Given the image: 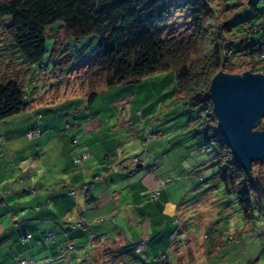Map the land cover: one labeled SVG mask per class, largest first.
Here are the masks:
<instances>
[{
    "label": "rangeland",
    "instance_id": "obj_1",
    "mask_svg": "<svg viewBox=\"0 0 264 264\" xmlns=\"http://www.w3.org/2000/svg\"><path fill=\"white\" fill-rule=\"evenodd\" d=\"M3 1L8 0H0ZM171 1L181 3L184 0ZM253 1L258 11H253L248 5L239 9L237 7L239 20H248L251 25L255 20H263L264 26V0ZM180 16V13L173 14L175 19ZM174 22L182 23L180 19L172 20V25ZM60 26L54 24L50 27L53 30L48 32L50 37L46 40L47 48L49 51L55 49V52L44 76H35L38 67L25 68L20 52L9 39L5 40L3 33L0 34V81L16 79L30 102L26 111L0 122V171L12 176L11 182L18 183L25 178V175L17 177L20 173L18 169L24 166L27 168L32 161L34 169L41 168L47 159L44 157V162L42 159L35 161L41 152L39 141L30 144L31 148L25 142L14 140L16 135L22 132L26 138L27 131L37 129L38 125V130H43V134L67 135L69 140L73 133L69 127L86 119L87 122L81 128L84 131L100 128L110 134L114 133L123 146L120 145L115 151L116 156L126 152L124 158L133 160L135 156H148L151 151L164 153L165 166L170 170L167 180L171 181L164 185L161 197L156 201H148L146 212H141L145 218H152L149 230L144 225L137 226L131 217L130 221L120 225L119 213H115L111 219L107 215H96L102 217L103 222L89 231V235L99 236L98 232L106 230L104 236L108 244H112L99 248L96 255H101L108 247H123L125 244L118 242L119 234L124 236L127 233L126 240L134 244L130 250L138 258L144 259L146 264H264V198L258 204L253 201L254 218L249 220L240 212L236 197L224 193L216 176L217 169L213 166L215 162L212 151L207 152L201 148L204 145V126L194 121L200 108H192L180 102L175 94L174 72H158L143 78L136 85H120L101 91L93 104L94 111H100L97 113L100 119L91 118L85 102L88 88L84 89L81 81L82 63L87 56L98 51V38L86 37L75 42L67 37ZM175 30L185 33V26ZM250 41L264 43V30L252 34ZM65 59L68 62L63 72L69 75L60 77V74L52 71V64ZM41 136L40 131V135L33 141L39 140ZM37 150L39 152L36 153ZM31 153L35 155L31 156ZM252 169V174L259 178L263 188L261 195L264 196V162H256ZM39 175L42 178V174ZM32 197L30 193L28 199ZM118 202L124 208V204H132L133 199L127 197ZM168 203L176 207L173 216L160 210ZM115 205L108 207L114 209ZM23 206L24 203H21L12 208ZM126 211L134 213L133 209ZM26 213H20L16 219L11 216L12 213L0 219L3 225L0 233V264H19L20 261L14 262L9 256L14 251L13 255L30 252L24 260L27 264H70V254L76 249L79 251V248L68 250L69 238H73L75 231L70 230L68 237L62 233L61 226L56 229L53 227V230L41 228L43 222L29 220ZM56 222L62 221L56 220L53 224ZM17 227L19 230L16 231ZM145 230L152 234L147 241L141 235ZM9 235L12 236L11 243L7 241ZM27 235L31 236V240L22 243L20 237ZM82 240L86 238H78V244L83 245ZM87 243L88 239L85 246ZM140 243L143 244L137 245ZM9 247L13 252H10ZM90 250L84 247L78 252V264H91L86 260L91 257ZM161 255L167 257L162 263L159 262ZM98 259L102 263L101 258ZM105 263L122 264L119 259H106Z\"/></svg>",
    "mask_w": 264,
    "mask_h": 264
},
{
    "label": "trees",
    "instance_id": "obj_2",
    "mask_svg": "<svg viewBox=\"0 0 264 264\" xmlns=\"http://www.w3.org/2000/svg\"><path fill=\"white\" fill-rule=\"evenodd\" d=\"M246 5L258 11L253 0H8L0 2V34L20 52L25 68L38 67L35 76L46 75L52 63L55 49L49 51L46 44L52 25L60 24L59 28L75 42L97 37L98 51L82 61L81 81L83 88H88V110L101 91L136 85L152 74L173 71L180 102L200 108L194 121L204 126L201 148L212 151L213 166L224 193L236 197L240 212L250 220L254 218L253 203L258 204L264 196L234 160L208 99L211 81L220 71L264 75V43L250 41L252 34L263 32V20H255L253 25L239 20L237 7ZM174 13L184 17L175 19ZM178 19L182 23L172 25L171 21ZM179 26H185V33L175 30ZM62 60L52 64V71L60 77L69 75L63 72L68 60ZM29 106L20 82L0 81V122ZM105 245L112 246L100 244L91 252V264H108L106 259L146 264L130 250L133 245L108 247L96 255Z\"/></svg>",
    "mask_w": 264,
    "mask_h": 264
},
{
    "label": "crops",
    "instance_id": "obj_3",
    "mask_svg": "<svg viewBox=\"0 0 264 264\" xmlns=\"http://www.w3.org/2000/svg\"><path fill=\"white\" fill-rule=\"evenodd\" d=\"M94 103L93 101L89 107V113L91 118L97 119V113L100 111H94ZM91 118L87 117L88 120ZM86 122L87 120L83 119L69 127L73 132L69 140L67 135H54L49 132L43 134L44 131L39 129L42 134L41 138L36 141H28L21 132L15 136L14 140L25 142L31 148L33 147L30 144H36L37 141L42 145L40 156L37 155L35 161L41 159L43 161L44 157L47 158L45 162L43 161L41 167L43 170L41 168L34 169L32 165L34 161H32L27 168L24 166L22 169H18L21 174L18 173L17 177L25 175L24 180H20L21 182L18 181V183L11 182L13 177L0 171V219L10 213L16 219L19 218L20 213L26 211L29 220L43 222L40 225L41 228L52 229L55 227L54 229H56L57 226H61L62 233L68 237L70 230H74L73 238H69L68 241V250L73 249L74 251L75 248H79V251L77 249L75 252L72 251L73 253L68 258L70 264H78L76 260L80 256L78 252L84 247L90 250L89 234L91 233L88 232L103 222L102 217L96 215H107L111 219L114 218L115 213H119L121 216L120 225L130 221L131 217L137 226L144 225L146 230H149L152 218H145L146 216L141 212H146V203L150 201L149 195L152 192H158V197H161V190L164 188L161 182H164V179H169L170 171L165 166L164 153H158L159 151H151L148 156L143 158L135 156L133 160L124 158L126 152H121L120 156H116L114 153L120 145L122 146V143L118 142L114 133L110 134L107 130L100 128L84 131L81 128ZM36 128L38 129V125ZM34 155L31 153V156ZM84 156L85 158H83ZM75 159H81V162L77 164ZM135 161L139 165L138 169L134 166ZM39 173L42 174V178ZM34 184L36 185L34 186ZM33 187L35 188L32 189ZM68 191H72V193L69 194ZM30 193L33 197L28 199ZM127 197H132L133 203L124 204V208H121L118 201ZM21 203H24L22 208H12L13 205ZM112 204H116L114 209L109 208ZM173 205V203H168L160 210L173 216L176 209ZM130 209H133L134 213L126 211ZM56 220L62 222L53 224ZM2 229L3 225L0 220V233ZM15 230H19V227ZM24 230L25 228L22 231ZM146 230L141 235L147 241L152 234L146 233ZM98 233L99 236L91 235L95 237L96 247L100 244H108L107 238L104 236L107 233L106 230ZM119 235L118 242L124 243V246L131 244L125 238L128 236L127 233H124V236L122 233ZM80 237L88 239L86 246V240H82L83 245L78 244L77 239ZM11 238L12 236L7 238L10 243L12 242ZM77 245L82 247H77ZM9 250L13 252L10 247ZM13 253L9 256L14 262L20 261L19 264L25 262L26 256L30 254L27 252L23 255L18 253L13 255ZM31 259L35 261L34 258Z\"/></svg>",
    "mask_w": 264,
    "mask_h": 264
},
{
    "label": "water",
    "instance_id": "obj_4",
    "mask_svg": "<svg viewBox=\"0 0 264 264\" xmlns=\"http://www.w3.org/2000/svg\"><path fill=\"white\" fill-rule=\"evenodd\" d=\"M208 99L234 160L261 195L252 164L264 160V75L220 71L211 81Z\"/></svg>",
    "mask_w": 264,
    "mask_h": 264
},
{
    "label": "built area",
    "instance_id": "obj_5",
    "mask_svg": "<svg viewBox=\"0 0 264 264\" xmlns=\"http://www.w3.org/2000/svg\"><path fill=\"white\" fill-rule=\"evenodd\" d=\"M44 72H45V71L42 70L41 74H44ZM38 119H40V117H39ZM39 135H40V131H39L38 129L29 130V131H27V133H26V139L29 140V141H31V140H33L35 137H37V136H39ZM83 158H85V156H84ZM80 162H81V159H75V163L78 164V163H80ZM135 165H136V161L134 162V166H135ZM161 183H162V185H165V184L170 183V181L167 180V181H164V182H161ZM68 193L70 194V193H72V191H68ZM158 196H159V193L156 192V191L152 192V193L149 195L151 201H156V200L158 199ZM30 239H31V236H30V235H27V236L22 237V238L20 239V241H21L22 243H25V242H28ZM95 241H96V240H95V237H94V236H90V237H89V248H90V249H93V248L96 247V243H95ZM141 244H143V243H140V244H137V245H141ZM130 245H134V244H130ZM137 245H136V246H137ZM159 258H160L159 261H161V262H163V260L165 259L164 256H160ZM86 260H87L88 262H91V258H90V257H87ZM20 264H25V262H22V263H20Z\"/></svg>",
    "mask_w": 264,
    "mask_h": 264
}]
</instances>
